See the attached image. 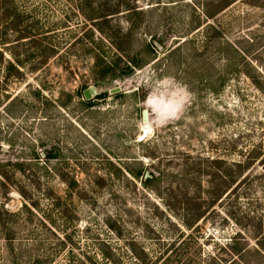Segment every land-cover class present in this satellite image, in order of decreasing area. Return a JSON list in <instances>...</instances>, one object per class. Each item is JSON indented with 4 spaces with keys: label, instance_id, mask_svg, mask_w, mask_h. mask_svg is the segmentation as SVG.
<instances>
[{
    "label": "rangeland",
    "instance_id": "374dc122",
    "mask_svg": "<svg viewBox=\"0 0 264 264\" xmlns=\"http://www.w3.org/2000/svg\"><path fill=\"white\" fill-rule=\"evenodd\" d=\"M0 264H264V0H1Z\"/></svg>",
    "mask_w": 264,
    "mask_h": 264
},
{
    "label": "trees",
    "instance_id": "16d2710c",
    "mask_svg": "<svg viewBox=\"0 0 264 264\" xmlns=\"http://www.w3.org/2000/svg\"><path fill=\"white\" fill-rule=\"evenodd\" d=\"M1 1V0H0ZM223 8H224V6H222ZM222 8V9H223ZM123 48H119V50L122 52L121 54H123L124 55V53L125 52H123V50H122ZM133 66H135V67H137V66H139V64H137L134 60H130V62H129V64H127V66H126V68H128L129 70H133ZM100 95H102V94H99V97H101ZM235 178L236 177H230L229 178V183H232V182H234L235 181ZM149 179L148 178H146V181L145 182H147Z\"/></svg>",
    "mask_w": 264,
    "mask_h": 264
},
{
    "label": "water",
    "instance_id": "95a60500",
    "mask_svg": "<svg viewBox=\"0 0 264 264\" xmlns=\"http://www.w3.org/2000/svg\"><path fill=\"white\" fill-rule=\"evenodd\" d=\"M119 90H120V88L117 87V88L112 89L111 91L112 92H117ZM84 95H85V97L87 99H91L92 92H91L90 88L84 90ZM143 115H144V119L147 120L148 119V111L147 110H144Z\"/></svg>",
    "mask_w": 264,
    "mask_h": 264
}]
</instances>
